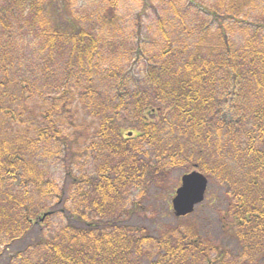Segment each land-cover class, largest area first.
<instances>
[{
	"label": "trees",
	"instance_id": "16d2710c",
	"mask_svg": "<svg viewBox=\"0 0 264 264\" xmlns=\"http://www.w3.org/2000/svg\"><path fill=\"white\" fill-rule=\"evenodd\" d=\"M71 1L0 0V68L10 74L21 59L26 64L19 50L35 39L39 56L62 71L55 79L62 81L52 85L48 65V72L39 69L41 84L54 91L48 92L54 95L49 107L67 110L74 89L81 88L77 101L99 122L100 143L93 146L103 161L76 177L69 190L60 188L43 167L45 145L61 133L50 122L52 110L45 111L37 139L5 124L0 248L47 224L58 212L53 203H62L70 222L16 253L13 264H264V0H186L204 16L194 26L177 10L179 0L162 1V46L134 89L130 65L107 66L105 33L65 17L62 9L69 11ZM121 1L108 5L105 31H118ZM109 47L114 50V43ZM33 81L16 87L43 95ZM14 114L3 111L5 118ZM128 120L133 125L123 124ZM194 165L224 190L223 231L237 253L201 241L189 224L183 225L187 232L180 225L156 242L130 224L136 195L164 191L173 171L186 174ZM150 245L155 258L147 261Z\"/></svg>",
	"mask_w": 264,
	"mask_h": 264
},
{
	"label": "rangeland",
	"instance_id": "374dc122",
	"mask_svg": "<svg viewBox=\"0 0 264 264\" xmlns=\"http://www.w3.org/2000/svg\"><path fill=\"white\" fill-rule=\"evenodd\" d=\"M162 1L164 0H122L120 8L115 12L119 16L118 31L112 32H110L111 30L105 31L102 22L112 0H72V8L68 11L65 7L62 11L70 21L75 20L85 27L95 26L98 31L105 33L107 40H105L104 51L109 56V63L106 62L107 66L110 64L114 66L130 65L128 67V69L131 68L129 72L133 73L135 78L129 86L134 89L145 76L149 58L157 53L162 46V39L157 34V20L163 16ZM204 1L211 2L214 0ZM192 6L186 0H179L177 7L189 26L200 24L204 20V16L201 13L197 14V10ZM110 11L111 9L108 10L109 16ZM111 42L114 43V50L109 47ZM22 44L19 56L21 58L24 56L27 63L25 64L24 59H21L16 64L18 65L16 71L10 74L0 68V132L6 124L11 127L12 132L14 131L13 128L29 130L31 137L37 139L40 130L44 128L47 122L45 111L52 110L55 118L50 122L61 133L58 139H51L45 145L48 149L43 157L44 163H42L44 169L56 181L57 186L69 190L76 177L85 172H93L97 163L103 161L102 156L104 154H97L95 150L98 152V149L93 146L94 141L100 143V140L97 139L99 122L94 120L85 107L78 103L77 98L81 88L79 91L74 89V97L71 99L67 110L49 107L54 98L51 97L53 94L48 95V92L54 91L52 88L47 89L46 83L41 84L43 74L39 69L44 70L48 65L47 78L52 85L62 81H55V79L61 78L62 71L60 69L55 71V64L46 63L45 60L48 58L39 56L40 47L35 39H26ZM45 70L48 72L47 69ZM33 77L35 82L37 81L36 87L42 89L43 95L32 96L29 93H23L16 87L17 84L21 87V80L34 82ZM16 79L18 80L16 81ZM4 109L13 111L14 116L5 118L3 116ZM127 122L128 124L124 122L123 124L126 126L133 125L129 120ZM120 124L122 125V121ZM183 175L182 170L173 171L164 191L160 187L153 188L144 199L136 195L139 202L136 203L137 209L134 216L129 220L130 224L146 231L147 235L154 239L153 242L169 236L180 225L182 226L181 230L187 232L183 225L189 224V228L195 226L194 231L190 234H195L201 241L212 244L219 251L237 253L239 248L233 237L223 231L221 216L222 212L226 211L224 208V190L215 181H210L206 201L197 208L190 218L186 220L175 219L171 199L179 187ZM63 207L65 206L62 203L59 205L53 203L52 208L59 213L57 212L47 224L41 228L36 227L26 239L7 243L0 248V264L15 263L14 255L16 253L26 251L30 245L51 236L59 228L68 224L70 222L69 213ZM150 246L152 248L147 247L145 251V260L147 261L155 258L154 246ZM253 261L248 264L261 262L260 260Z\"/></svg>",
	"mask_w": 264,
	"mask_h": 264
},
{
	"label": "water",
	"instance_id": "95a60500",
	"mask_svg": "<svg viewBox=\"0 0 264 264\" xmlns=\"http://www.w3.org/2000/svg\"><path fill=\"white\" fill-rule=\"evenodd\" d=\"M131 135L132 133L129 134ZM207 185V178L196 170L182 177L181 187L172 200L173 211L177 218L193 213L195 206L204 201Z\"/></svg>",
	"mask_w": 264,
	"mask_h": 264
}]
</instances>
